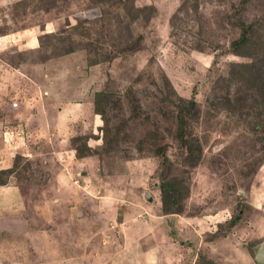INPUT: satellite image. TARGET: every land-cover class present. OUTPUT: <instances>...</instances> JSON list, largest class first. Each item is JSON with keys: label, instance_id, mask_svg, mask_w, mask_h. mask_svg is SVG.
<instances>
[{"label": "rangeland", "instance_id": "374dc122", "mask_svg": "<svg viewBox=\"0 0 264 264\" xmlns=\"http://www.w3.org/2000/svg\"><path fill=\"white\" fill-rule=\"evenodd\" d=\"M263 247L264 0H0V264Z\"/></svg>", "mask_w": 264, "mask_h": 264}, {"label": "water", "instance_id": "95a60500", "mask_svg": "<svg viewBox=\"0 0 264 264\" xmlns=\"http://www.w3.org/2000/svg\"><path fill=\"white\" fill-rule=\"evenodd\" d=\"M258 261L260 264H264V247H263L262 251L260 252V255L258 257Z\"/></svg>", "mask_w": 264, "mask_h": 264}, {"label": "crops", "instance_id": "0c3cea01", "mask_svg": "<svg viewBox=\"0 0 264 264\" xmlns=\"http://www.w3.org/2000/svg\"><path fill=\"white\" fill-rule=\"evenodd\" d=\"M27 46H28V45H27ZM32 47L35 48L34 45H32L31 48H32ZM29 48H30V47H29Z\"/></svg>", "mask_w": 264, "mask_h": 264}]
</instances>
